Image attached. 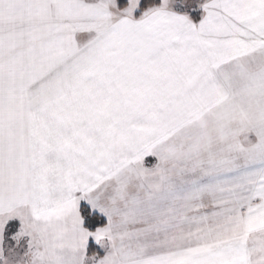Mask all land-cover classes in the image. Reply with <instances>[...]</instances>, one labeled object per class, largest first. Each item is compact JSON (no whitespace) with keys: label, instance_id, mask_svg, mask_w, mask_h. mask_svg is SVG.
<instances>
[{"label":"snow or ice","instance_id":"6c2138e0","mask_svg":"<svg viewBox=\"0 0 264 264\" xmlns=\"http://www.w3.org/2000/svg\"><path fill=\"white\" fill-rule=\"evenodd\" d=\"M0 264H264V0H0Z\"/></svg>","mask_w":264,"mask_h":264}]
</instances>
